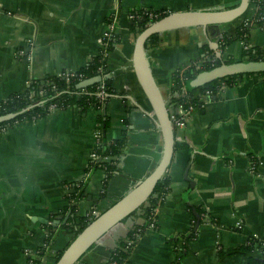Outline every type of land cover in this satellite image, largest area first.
Here are the masks:
<instances>
[{
    "label": "crops",
    "instance_id": "obj_1",
    "mask_svg": "<svg viewBox=\"0 0 264 264\" xmlns=\"http://www.w3.org/2000/svg\"><path fill=\"white\" fill-rule=\"evenodd\" d=\"M238 1L0 0V100L23 92L31 81L86 66L111 31L106 75L112 77L115 92L107 101L109 124L103 135L107 140L126 137L115 158L117 167L104 185L105 169L90 166L104 107L83 111L74 103L35 123L23 121L0 131V264H27L41 247L46 251L41 264H54L55 253L75 237L65 225L74 215L73 203L75 215L102 211L158 162L162 132L134 68L138 33L130 27V12L229 7ZM252 14L250 4L242 16L209 25L207 31L202 26L175 28L159 33L158 44H147L154 75L169 103L171 71L198 59L200 47L210 48V38L219 42L223 33L234 35ZM245 43L264 48V25L221 46L223 57L242 60ZM203 99L186 124L175 127V150L166 171L170 188L156 209L157 226L144 230L123 264H173L175 248L184 244V234L193 225L191 205L199 207L201 220L180 264H248L241 254L221 258L220 247L264 236V75L250 74ZM59 217L55 239L47 244L45 225ZM143 221L140 210L133 212L76 264L107 261L110 250Z\"/></svg>",
    "mask_w": 264,
    "mask_h": 264
},
{
    "label": "trees",
    "instance_id": "obj_2",
    "mask_svg": "<svg viewBox=\"0 0 264 264\" xmlns=\"http://www.w3.org/2000/svg\"><path fill=\"white\" fill-rule=\"evenodd\" d=\"M253 4V14L251 17L243 19L238 25L236 33L234 35L223 33L220 37V44L224 46L226 43L230 42L234 38H244L253 27L264 25V0H251ZM141 10V9H140ZM166 13V12H165ZM165 13L161 14L159 17L163 16ZM159 17L150 20L148 18H142L134 20L130 27L133 31L139 33L142 29L146 27L148 23L158 19ZM160 41V34L155 33L151 35L148 39L147 44H158ZM113 40L109 44V50L112 48ZM245 58L242 60H262L264 59V48L260 46H250L245 49ZM195 61H200L201 66L198 67ZM236 61L232 56L218 57L215 51L208 47L207 44L200 47V55L198 59H190L179 65H177L170 74L171 77V90L172 97L171 102L175 106L180 104L189 105L193 103L197 108L203 104V96L207 93V90H212V94L218 93V91L223 87V84H237L243 77L248 76L253 73H260L264 75V70L259 71H237L220 76L212 81L197 84L193 83L196 75L203 70L212 69L216 66L221 65L223 62L232 63ZM107 55L98 54L84 67L78 70V73L72 76L70 81L59 74L49 75L47 79L40 81H31L29 86L23 92L12 93L6 102L3 103L0 109V115L8 113L10 111H21L15 117L0 122H13L17 119H22L24 117H32L35 114L42 113L43 115L48 113L49 105L57 103L59 106H68L71 104H78L79 107L84 111L88 108H103L104 103H107L110 95H112L115 90L112 86V77L107 76L106 71ZM79 73H83L84 77H90L101 73L103 75V81L105 86V91L107 92L106 98L103 100L99 97V84L94 83L86 88H79L77 83L81 80L79 78ZM106 116V119H104ZM100 120L103 129L109 124V115L106 112L100 114ZM126 143V137L123 135L118 138L111 140L105 139L103 146L99 149V152L104 155H114L118 156L122 153L124 145ZM100 165V163H96ZM109 169L115 170L117 167L116 160L107 163ZM170 188V178L167 172L164 173L162 178L158 181L152 195L148 198L147 202L144 203L138 210H140L144 221L140 224H136L131 227L128 231L126 237L119 240L118 244L110 250V260L116 261V264H123L133 246L143 234L146 228H152L157 226L156 209L158 205L165 199L166 194ZM76 204V203H75ZM73 203L71 205V211L74 215L69 218V222L65 225L69 226L74 232L75 236L80 230H82L89 222L95 218V214L89 218L87 215H75L76 205ZM191 210H193L192 218L193 225L190 233L184 234V244L177 246L176 258L173 264H180L181 259L189 252V241L195 237L198 233L197 223V213L201 214L199 207L191 205ZM136 210V211H138ZM135 211V212H136ZM201 216V215H200ZM71 223V224H70ZM47 230V244H51L56 235V225L53 223H47L45 225ZM113 228L106 232L103 236H106L112 232ZM139 233L138 235L136 233ZM132 240V243H129ZM64 250V249H63ZM63 250L55 253L54 263L62 254ZM256 250H258L256 252ZM40 254L33 256V261L31 264H41L43 261V256L45 254L44 247H41ZM231 254H241L248 258V264H264V241L260 239L259 236L253 235L249 237L246 243L229 248L220 247L221 258L226 255ZM101 264H108L107 261Z\"/></svg>",
    "mask_w": 264,
    "mask_h": 264
},
{
    "label": "water",
    "instance_id": "obj_3",
    "mask_svg": "<svg viewBox=\"0 0 264 264\" xmlns=\"http://www.w3.org/2000/svg\"><path fill=\"white\" fill-rule=\"evenodd\" d=\"M251 0H239L233 6L197 8L177 11H168L158 19L151 21L142 29L136 37L133 53V64L137 78L149 99L154 113L155 120L162 132V151L158 162L153 169L144 177L139 179L123 195L116 199L109 207L99 211L95 218L89 222L63 250L60 257L54 264H76L83 255L97 243L103 235L115 227L123 219L138 210L152 195L158 181L167 171L175 150V127L173 125L169 102L154 75L149 57L147 54V41L151 35L167 30L202 26L206 31L209 25L230 22L245 14L249 9ZM210 48L218 57H222L220 42L209 39ZM259 71L264 70V59L262 60H236L232 63L223 62L212 69L200 71L193 83L195 85L212 81L220 76L237 71ZM103 75H96L81 79L77 86L79 88L88 87L94 83H101ZM24 110V109H23ZM21 111H10L0 115V122L9 120ZM107 112V103H104V114ZM106 119V116H104ZM188 170V169H187ZM197 215L196 227L199 226L201 216ZM69 213L62 221L65 224L69 218ZM61 222L60 217L53 221L54 225Z\"/></svg>",
    "mask_w": 264,
    "mask_h": 264
},
{
    "label": "built area",
    "instance_id": "obj_4",
    "mask_svg": "<svg viewBox=\"0 0 264 264\" xmlns=\"http://www.w3.org/2000/svg\"><path fill=\"white\" fill-rule=\"evenodd\" d=\"M165 12L166 11H163V10H154V9L143 8L141 10L139 9V10H135V11L130 12V18L133 21L137 20L139 18L140 19L148 18L150 20H153ZM113 27H114V24H112V28ZM113 36H114V33H111V31H108V33H106V35L102 38L101 50H100L99 54L104 55V56H106V55L108 56V53H109L108 46L111 43V40H113ZM250 46L251 45H249L248 43H245V49L249 48ZM195 63L197 64L198 67L201 66L200 61H195ZM78 70L79 69H77V70H63L57 74L64 76L67 79V81H70L72 76H74L75 74L78 73ZM79 78L80 79L85 78L83 73H79ZM224 85H226V84H223V86ZM84 88H86V87H84ZM99 88L101 89L99 92V97L104 100L107 96V92L104 89L105 88L104 81H102L99 84ZM206 92L212 94V90H207ZM8 98H9V96L0 100V109L3 106V103L6 102ZM64 107H66V106H59L57 103L52 102L48 107V112H50L54 109H57V108H64ZM169 108H170V116H171L174 127H177V126L182 127L186 124L187 116L193 110H195L197 107L193 103H190L189 105L180 104L178 106H175L174 103L170 102ZM42 115H43L42 113H38V114L33 115L32 117H24L22 119H17L15 121H13L12 123L11 122H4L3 124H0V131H7L10 128L14 127L16 124L21 123L23 121L35 123V121L37 119H39ZM94 140H95L94 149L91 153L90 166H95V165H97L96 163H100L99 166H101V167H103V169H105V171H106V176L104 178V185H105L106 180L114 172V170L109 169L107 167V163L115 160L116 156L104 155V154L99 152V149L101 148V146H103V144L105 142V138L103 135V127H102L101 122H100V124H98L97 128L94 131ZM97 213L98 212H96V211L88 212L87 217L91 218L94 214L96 215ZM241 223L242 222L239 221V225ZM136 234L138 235L139 233L137 232ZM259 237H260V239H262L264 241V236H259ZM129 243H132V240H129ZM257 251L258 250H256V252ZM25 253L30 254L28 249L25 250ZM32 261H33V258L31 256H29L27 264H31ZM107 262H108V264H116V261L110 260L109 258L107 259Z\"/></svg>",
    "mask_w": 264,
    "mask_h": 264
}]
</instances>
